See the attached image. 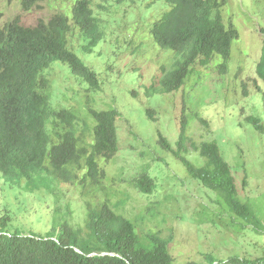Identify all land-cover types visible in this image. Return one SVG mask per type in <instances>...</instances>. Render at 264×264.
<instances>
[{"label":"rangeland","instance_id":"obj_1","mask_svg":"<svg viewBox=\"0 0 264 264\" xmlns=\"http://www.w3.org/2000/svg\"><path fill=\"white\" fill-rule=\"evenodd\" d=\"M73 1L41 0L35 8L23 11L19 0H0V27L16 15L24 25L32 26L54 12L69 14ZM90 1L103 39L92 53H84L83 36L73 25L68 46L96 72L99 90H87L69 66L59 61L43 73L54 107L76 112V127L84 128L87 138L93 124L89 107L118 110L119 149L108 161L99 159L104 171L101 183L81 186L52 181L50 186L57 184L56 196L1 180L0 217L9 218L6 228L47 236L52 227L67 221L83 230L86 203L97 207L105 201L130 219L140 236L158 230L169 236L176 263L205 261L208 254L220 259L232 254L251 259L263 255L264 230L228 213L214 191L192 178L174 154L160 146L158 132L176 149L184 112L188 140L182 154L200 165L203 161L191 143L215 140L230 165L239 197L251 203L264 224V82L256 72L264 0H225L223 20L239 32L231 43L227 70H219L215 57L206 66L196 65L178 91L163 95H146L145 89L157 82L162 66L168 69L173 61L172 52L159 48L149 32L152 21L168 5L163 0ZM149 107L155 110L156 121L147 118ZM249 116L258 118L263 131L246 121ZM141 172L154 179L149 193L129 183Z\"/></svg>","mask_w":264,"mask_h":264},{"label":"trees","instance_id":"obj_2","mask_svg":"<svg viewBox=\"0 0 264 264\" xmlns=\"http://www.w3.org/2000/svg\"><path fill=\"white\" fill-rule=\"evenodd\" d=\"M11 1V0H8ZM39 0H21L30 10ZM170 9L150 29L154 42L173 53L169 69L145 89L146 95L178 90L196 65H207L214 56L221 59L219 69L227 68L236 28L223 21L225 0H166ZM70 16L57 12L33 26L24 25L16 15L0 28V180L28 190H47L55 195L57 184L96 185L104 178L99 159L108 161L119 149L115 108H88L93 124L90 136L77 129L76 112L55 108L48 92L49 80L43 72L52 63L67 64L74 78L92 92L99 90V78L68 47L72 24L79 27L86 42L82 50L90 53L102 39L98 17L90 0H77ZM1 18V12H0ZM262 51L256 71L264 82V28ZM264 101V91L262 93ZM154 109L147 108L155 121ZM197 115V114H196ZM205 128L206 121L196 116ZM246 121L263 131L257 117ZM176 149L158 132L160 146L172 152L188 174L217 195L228 213L263 231L248 200L239 197L228 162L215 140L191 143L203 163L195 164L182 152L188 140L187 116L182 113ZM190 139V138H189ZM140 192L149 193L154 179L141 172L129 182ZM51 191V192H50ZM84 229L67 221L51 228L50 235H27L10 231L7 215L0 217V264H179L169 250L171 238L161 230L140 236L135 224L110 208L107 202L97 207L86 203ZM181 264H264V254L255 258L237 254L224 259L208 254L205 261L188 260Z\"/></svg>","mask_w":264,"mask_h":264},{"label":"clouds","instance_id":"obj_3","mask_svg":"<svg viewBox=\"0 0 264 264\" xmlns=\"http://www.w3.org/2000/svg\"><path fill=\"white\" fill-rule=\"evenodd\" d=\"M11 1H12V0H11ZM40 1H41V0H39V1L34 5L33 8H35V7L38 5V3H39ZM76 1H77V0H74V1L72 2L71 8H72V6L75 4ZM163 1L168 5V9H166V10L164 11V12H166V11H168V10L170 9V5L166 2V0H163ZM19 2H20V5H21V8H22L23 11H30V10H31V9H30V10H24V9H23V6H22V3H21V0H19ZM225 4H226V3H225ZM91 7H92V3H91ZM33 8H32V9H33ZM71 8H70V11H71ZM92 9H93V8H92ZM221 11H222V10H221ZM93 12H94V11H93ZM164 12H162V14H163ZM55 13H57V12H54V13H52L51 15H53V14H55ZM61 13H64V12H61ZM64 14H66V13H64ZM162 14H161V15H162ZM51 15H50V16H51ZM66 15L70 16L71 14L69 13V14H66ZM94 15H95V13H94ZM161 15H160L157 19H155L154 21H152V23H151V25H150V28H149V32H150V29H151L152 24H153L155 21H157V20L161 17ZM50 16H49V17H50ZM95 16H96V15H95ZM222 16H223V13H222ZM49 17H48V18H49ZM96 17H97V16H96ZM223 17H224V16H223ZM48 18H47V19H48ZM47 19H46V20H47ZM43 20H44V19H43ZM223 21H224V20H223ZM224 23H225V22H224ZM35 24H36V23H35ZM35 24H34V25H35ZM230 24H232V23H229L228 25H230ZM5 25H6V24H5ZM5 25H4V26H5ZM34 25H33V26H34ZM73 25H74V24H72V26H73ZM226 25H227V24H226ZM4 26H2V27H0V28H3ZM74 26H76V25H74ZM76 27H77V26H76ZM77 28L79 29V27H77ZM101 28H102V27H101ZM101 30H102V29H101ZM71 31H72V29H71ZM79 31H80V29H79ZM102 32H103V30H102ZM70 33H71V32H70ZM80 33H81V32H80ZM81 34H82V33H81ZM68 36H69V35H68ZM82 36H83V34H82ZM103 36H104V33H103ZM150 36H151V35H150ZM238 37H239V32H238ZM238 37L235 38V39H238ZM151 38H152V37H151ZM102 39H103V37H102ZM102 39H101V40H100V41H99V42H98V43L92 48V50L90 51V53L93 52L94 48H95V47H96V46L102 41ZM235 39H234V40H235ZM152 40H153V38H152ZM234 40H233V41H234ZM83 41H84V43L86 42L84 36H83ZM153 41H154V40H153ZM233 41H232V42H233ZM154 43L157 45L156 42H154ZM82 45H83V44H82ZM82 45H81V49H82ZM157 46H158V45H157ZM68 47H69V46H68ZM158 47H159V46H158ZM69 48H70V47H69ZM159 48H161V47H159ZM231 48H232V47H231ZM231 48H230V55H231ZM70 49H71V48H70ZM161 49H162V48H161ZM71 50H72V49H71ZM165 50H167V49H165ZM82 51H83V50H82ZM83 52H84V51H83ZM171 52H172V51H171ZM84 53H86V52H84ZM172 54H173V53H172ZM230 55H229V59H230ZM215 57H217V58L219 59V63L217 64V66L219 67V64L221 63V59H220L218 56H214V57L211 59V61H212ZM211 61H210V62H211ZM210 62H209V63H210ZM228 62H229V60L227 61V68H228ZM209 63H208V64H209ZM208 64H207V65H208ZM204 66H206V65H204ZM170 67H171V65H170ZM227 68H226V69H223V70H220V69H219V70H220L221 72H224V71L227 70ZM168 69H169V68H168ZM256 72H257V71H256ZM43 74H44V73H43ZM160 75H161V74H160ZM257 75H258V74H257ZM186 80H187V78L185 79V81H186ZM185 81H184V84H185ZM151 84H152V83H151ZM151 84H150V85H151ZM184 84H183V85H184ZM183 85H182V86H183ZM182 86H181V87H182ZM181 87H180V88H181ZM180 88H179V89H180ZM179 89H178V90H179ZM178 90H176V91H178ZM173 92H175V91H173ZM170 93H172V92H170ZM164 94H169V93H164ZM162 95H163V94H162ZM149 108H150V107H149ZM154 114H155V111H154ZM196 114H197V113H195L194 116H195ZM185 115H186V114H185ZM197 115H198V114H197ZM186 116H187V115H186ZM154 117H155V121H156V120H157V119H156V114L154 115ZM167 140H168V139H167ZM224 159H225V158H224ZM1 180H2V179H1ZM1 180H0V181H1ZM7 184H10V183H7ZM10 185H12V184H10ZM13 185H16V186H17V184H13ZM13 185H12V186H13ZM27 191H28V190H27Z\"/></svg>","mask_w":264,"mask_h":264}]
</instances>
